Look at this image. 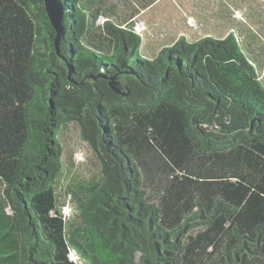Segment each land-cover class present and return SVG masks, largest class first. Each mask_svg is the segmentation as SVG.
<instances>
[{
    "label": "trees",
    "instance_id": "1",
    "mask_svg": "<svg viewBox=\"0 0 264 264\" xmlns=\"http://www.w3.org/2000/svg\"><path fill=\"white\" fill-rule=\"evenodd\" d=\"M61 1L57 49L43 0H0V264H264L257 25L146 57L155 0ZM68 131L94 178L65 167Z\"/></svg>",
    "mask_w": 264,
    "mask_h": 264
},
{
    "label": "crops",
    "instance_id": "2",
    "mask_svg": "<svg viewBox=\"0 0 264 264\" xmlns=\"http://www.w3.org/2000/svg\"><path fill=\"white\" fill-rule=\"evenodd\" d=\"M243 14L264 37L263 0H155L136 18L143 27L138 31L143 35L142 55L152 57L158 45L169 46L182 37L222 40L229 33L239 34Z\"/></svg>",
    "mask_w": 264,
    "mask_h": 264
},
{
    "label": "rangeland",
    "instance_id": "3",
    "mask_svg": "<svg viewBox=\"0 0 264 264\" xmlns=\"http://www.w3.org/2000/svg\"><path fill=\"white\" fill-rule=\"evenodd\" d=\"M243 17H245L244 14ZM243 19L245 20V18ZM189 23L193 25L190 20ZM137 29L138 31H142L143 27L139 25ZM58 140L63 148L64 165L71 173H80L81 178H78V181H80L79 179L87 180L88 178H94L99 173V162L95 159L90 149L81 142L78 132L68 131L58 136ZM70 154L72 155L71 164L68 162ZM71 210L74 211L72 206L67 208L66 212L68 213Z\"/></svg>",
    "mask_w": 264,
    "mask_h": 264
},
{
    "label": "water",
    "instance_id": "4",
    "mask_svg": "<svg viewBox=\"0 0 264 264\" xmlns=\"http://www.w3.org/2000/svg\"><path fill=\"white\" fill-rule=\"evenodd\" d=\"M43 1L45 6V11L50 21V24L56 33L55 45L58 49L59 40L62 34L64 33L63 23L66 21L65 5L61 0H43ZM108 86L113 93L118 95L121 94L123 96L126 95L125 93H122L120 91L118 82L116 81L115 77L110 78Z\"/></svg>",
    "mask_w": 264,
    "mask_h": 264
}]
</instances>
